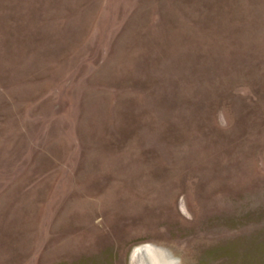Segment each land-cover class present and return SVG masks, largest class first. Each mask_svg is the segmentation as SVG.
<instances>
[{"label":"rangeland","instance_id":"1","mask_svg":"<svg viewBox=\"0 0 264 264\" xmlns=\"http://www.w3.org/2000/svg\"><path fill=\"white\" fill-rule=\"evenodd\" d=\"M0 264H264V0H0Z\"/></svg>","mask_w":264,"mask_h":264},{"label":"bare ground","instance_id":"2","mask_svg":"<svg viewBox=\"0 0 264 264\" xmlns=\"http://www.w3.org/2000/svg\"><path fill=\"white\" fill-rule=\"evenodd\" d=\"M143 257H144V261L146 262V261H147V259H146L145 255H143ZM147 263H148V261H147Z\"/></svg>","mask_w":264,"mask_h":264}]
</instances>
